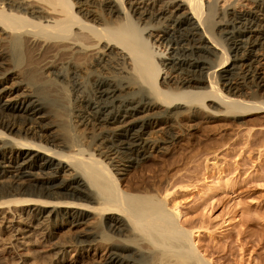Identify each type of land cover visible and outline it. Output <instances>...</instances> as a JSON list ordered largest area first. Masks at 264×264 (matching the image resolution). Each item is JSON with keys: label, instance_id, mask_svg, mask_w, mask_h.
Returning a JSON list of instances; mask_svg holds the SVG:
<instances>
[{"label": "bare ground", "instance_id": "bare-ground-1", "mask_svg": "<svg viewBox=\"0 0 264 264\" xmlns=\"http://www.w3.org/2000/svg\"><path fill=\"white\" fill-rule=\"evenodd\" d=\"M260 113L264 0H0L1 231L79 255L58 264H213L127 176L183 126Z\"/></svg>", "mask_w": 264, "mask_h": 264}, {"label": "rangeland", "instance_id": "rangeland-1", "mask_svg": "<svg viewBox=\"0 0 264 264\" xmlns=\"http://www.w3.org/2000/svg\"><path fill=\"white\" fill-rule=\"evenodd\" d=\"M229 57L231 62L230 52ZM64 72L62 85L70 100L80 82L90 95V83ZM192 125L183 126L167 155L144 161L127 178L138 172L139 179L154 181L161 194L167 191V206L181 213L180 224L195 231L197 247L213 264H264V113L237 120L211 116ZM2 216L12 220L11 212ZM3 229L0 225V264H58L79 258L71 248L55 257L51 243L41 240L35 245L26 240L20 245L15 240L20 236L6 240Z\"/></svg>", "mask_w": 264, "mask_h": 264}]
</instances>
